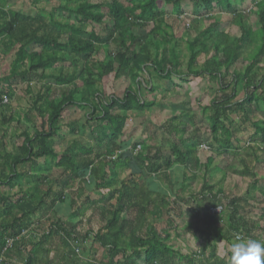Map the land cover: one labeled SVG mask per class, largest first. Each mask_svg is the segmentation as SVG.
Segmentation results:
<instances>
[{"label":"trees","instance_id":"trees-1","mask_svg":"<svg viewBox=\"0 0 264 264\" xmlns=\"http://www.w3.org/2000/svg\"><path fill=\"white\" fill-rule=\"evenodd\" d=\"M67 1L77 3L69 11L79 17V25L88 24L101 27L105 31L104 38L97 36L94 31L86 32L81 27L55 24L63 31L64 35L66 33V40L61 43L60 34H56L55 37L39 35L43 25V17H27L13 11L0 12L2 17L0 45L4 44L6 50L2 53V57L13 54L8 80L15 78L27 85L42 84L35 94L32 104L37 116L42 121L40 130L32 136L23 135L24 140L19 148V155L14 156L8 164L6 162L5 165H8L6 175L0 173V187H9L22 177L21 174L17 173L16 167L24 165L28 168L27 170H33L40 166V159L44 160L41 165H45L47 171L54 168L60 172L58 190H52L56 184L55 179L50 180V177H45L39 181L41 184L45 182L48 184L46 192L41 198H34L30 195L27 198L30 201L23 198L17 204L11 205L7 197L0 196V205L7 207L1 212V219L8 215H11L13 219L10 223L0 222V264H6L4 256L14 248L23 247L26 244L32 246L27 252L26 264H32L41 242L47 241L52 236L60 238L61 246L66 251L62 253L60 264H85L82 263L76 252L78 247L89 239L105 252L104 254L108 258L106 264H135L140 260L143 264H227L226 258L221 260L216 255L214 242L211 243L209 238L213 237L214 241L223 240L224 243L230 244L234 233L249 234L258 229L255 224H249L244 217L239 218V204L241 202L246 203V200L241 199V197L229 200L225 206L229 209L226 210L228 229L225 233L215 234L214 232L213 235L199 233L206 237L208 248L206 252L205 250H201L202 253L198 252L201 255L199 258L194 253L189 256L180 255L174 246L168 244L171 240L168 230L157 231L154 226L148 223L150 217H160L164 208H167L166 197L149 192L146 186L137 183L136 185L129 181L120 183L117 186L118 189L111 191L103 199L93 201L86 197L77 207H75L76 202L74 200H69L70 209H72L71 215L67 217L66 222L62 221L63 218H60L59 221L55 220L56 214L53 209L57 203H65L66 194L77 197L83 194L84 188L90 189L85 180L89 172L95 181L92 185L97 190L110 189L116 186V181H107L104 173L101 176L98 175L97 162L99 159L103 160L99 166L106 168L110 165L113 175L116 174L122 164L127 167L131 161L122 156L108 159L113 157L108 152H104V156L101 157L95 155L93 160L91 154L94 153V149L85 146L79 147L75 142L60 154L55 152L52 141L57 135L58 122L63 113L70 108L90 110L85 116L83 129L91 137H94L98 146L107 147L108 144L114 145L116 142L121 144L119 139L123 137L124 140L129 141L130 137L125 136V119L111 112L115 108L122 112L150 108L153 102H142L138 98L137 92L130 88L124 92L121 99L111 97L109 100L102 101L98 98L101 96L98 85L106 76L111 74H114L116 78L124 77L131 80L134 78L136 79L135 82L138 83L137 80L140 78L138 73H147L148 66L152 69L154 67V73L171 76L169 72L180 64L177 62L178 57L174 51L178 45L173 41L174 44L170 50H164L166 37L173 38V36L163 31L162 28L167 26L166 23L171 17L183 16L182 2L186 0ZM244 1L199 0L198 5L204 8L205 19L210 22V25L196 40L189 43L187 48L189 51L187 75L208 79H216L217 76L219 79L217 80L220 86L219 96H215L209 106L204 108V110L211 109L209 118L212 125L209 128V133L214 147L210 146V148L217 155L219 153L225 154L231 147L232 142L229 139L232 131L224 125V118L229 113L241 114L240 123L249 124L253 128L251 141L264 145V76L258 79L256 75L252 74L264 56V0H254L256 12L252 14V17L258 27L257 32L245 25L246 18L237 9ZM165 8H170V13L166 12ZM216 13L222 16L229 15V17L217 20L214 16ZM220 21L232 23L227 25H235L240 30L241 36L234 42L231 40L222 42L220 39L222 32L216 30V27L220 26ZM81 34L86 37H80ZM164 37L163 43H159L158 39ZM255 38L259 42L255 50L256 56L250 59L244 69L235 71L229 76L230 66L240 58L241 43L247 41L252 43ZM199 40L204 42L202 47H205V41L211 40L213 56L205 60L200 69L194 70V68H198L196 66L197 52L194 51V48L195 45L200 44ZM107 45H112L115 48L112 57L104 48ZM161 49L163 55L172 52L174 54L173 60L176 59V63H170L171 60H167V55L164 58L159 53ZM99 52H102L105 62L93 60L92 56L98 55ZM77 55L81 56L84 61L86 60L81 75L47 74V71L56 64L68 61L69 58ZM159 55H161V59ZM153 56L158 57L161 64L153 59ZM164 59L167 61L165 64L162 63ZM226 77H230V80H226ZM1 93L0 104L1 97L5 96L3 92ZM55 95H59V99ZM238 95H241V99L236 100ZM253 105L257 111L262 113L263 119L260 120L253 116ZM217 132L219 133L216 134ZM220 134L221 136H219ZM219 138H223L221 142L218 140ZM188 141L192 143L186 146L185 143ZM135 146L136 144H134ZM195 146L197 149L200 147L196 137H188L179 144H172L170 155L164 157L161 166L158 167L160 172H168L172 166L184 165V162L199 163L197 154L200 152L197 153ZM120 150V146L118 149H114V151ZM158 150L161 151L159 147ZM262 150L264 151V147ZM199 151L203 150L200 149ZM159 153H156L153 158L159 157ZM148 157L146 155V158ZM213 162V156L200 159L203 169L210 168ZM137 163L139 165L141 162ZM154 170L153 165H151L149 173H153ZM246 174L251 176L253 184L256 185L255 176L250 172H246ZM97 175L100 177L98 178ZM162 177L166 178L165 175ZM76 181L80 182V186L77 190H72V184ZM211 189L213 187L208 185L206 181L200 189V199H206L208 200L207 203L212 205L208 208L213 207L218 199L216 194H212L213 190ZM77 191L79 192L77 193ZM258 191L264 195V190L258 189ZM247 195L250 194L247 193ZM99 203L108 204L107 212L100 213L99 228L94 231L87 224V230L81 234L78 231L81 223H83L81 217ZM175 206L172 202V207ZM74 207L75 209H73ZM168 209H170L169 206ZM37 211H40L41 216L35 219L34 215ZM130 216L134 218L132 219ZM45 217L48 218V222L44 220ZM78 218L81 221L74 224L73 220ZM259 230L261 231L260 236L264 239V229L259 228ZM24 232L26 235H23ZM36 234L38 236L35 237ZM74 245L77 247L76 250L72 249ZM86 264L96 263L92 261Z\"/></svg>","mask_w":264,"mask_h":264},{"label":"rangeland","instance_id":"rangeland-1","mask_svg":"<svg viewBox=\"0 0 264 264\" xmlns=\"http://www.w3.org/2000/svg\"><path fill=\"white\" fill-rule=\"evenodd\" d=\"M182 3L183 16L171 17L166 23L167 26L162 28L163 31L173 36V38L166 37L164 50H170L174 44L173 41L178 45L177 48H174V51L176 57H178L177 62H180V64L169 72L171 76H162L156 72L154 73V67L153 70L148 66L147 73L151 78L150 89L143 88L142 84L136 83V79L134 78H132L133 80L130 79V81L126 78L118 80L114 74L106 76L102 83L98 85V90L101 93V96L98 98L102 101L109 100L111 97L120 99L123 92L130 88L134 92H137V95H140L141 100L149 103L153 102V105L150 108H145L146 110L143 109V112L138 111L135 115H132V112L127 113L119 111L117 108L113 109L111 112L115 115L127 116L125 119L130 120L128 123L132 124L131 128L136 127L138 130H142L145 133L147 132V129H150V131L147 132L149 135L140 136V143H137V141L134 143L131 141L128 142L124 140L123 137L119 139L121 144L116 142L114 145L108 144L107 147H104L103 145L98 146L95 143L94 137H91L89 133L83 129V124L86 119L85 116L90 110L85 111L84 109L70 108L63 113L61 120H59L56 131L57 135L53 138L52 142L54 143V148L58 151V154L75 142L79 147L89 146L93 148L94 153L91 154L93 160L95 155L100 157L104 156V152H108L113 157L130 156V167H133L134 169L132 168V171H134L132 172L130 169L131 172L130 175H128L124 169L117 170L116 174L113 176V180L116 181V186L112 188L114 189L121 182L130 181L133 182L134 185H136V183L144 185L149 190H154L156 194L165 196V201L170 209H168L167 206V208H164V211L161 212L160 217H150L148 223L154 226L157 231L168 230L171 236V240L168 244L174 246L176 250L179 251L178 253L180 255L189 256L191 253H194V255L199 258L201 255L198 252L202 253L201 250H205L206 252L208 249L207 245L203 244V239L199 240L204 237L199 233L207 232V234H210V230H214L213 228L209 229V231L203 229L197 223V218L199 216L202 217V213L197 211V208L206 211L209 206H212L211 203H207L208 200L200 199L199 191L202 185L206 181L208 185L213 187V189H211L213 190L212 194L218 196V199L213 206L220 205L223 207L224 212L219 216L221 219L225 215H228L226 210L229 209L225 206L229 200L236 199L237 197H241L242 199L246 193L250 194L247 195L246 203H243V206H241L240 214H243L244 217H248L249 219H254L255 214H257L255 212H260L257 209L264 208V195L258 191V189L264 190V151L262 150L264 145L253 143L251 141L253 128L249 124L240 123V119H242L241 114L229 113L224 118V125L228 127V130L232 131L229 139L230 142H232L231 147L225 152V154L219 153V155L211 150L214 147L209 133V128L212 125L209 118L211 115V109L204 110V108L205 106L208 107V104L211 102L210 100L219 94L220 86L217 81L219 79L217 76L216 79H208L187 75V61L189 58V51L187 50L188 44L193 42V40H196V38L208 28L210 22L205 19L206 15L204 8L198 5L199 0H186ZM254 4V0H245L239 7H237V9L246 18L245 25L249 26L252 31H258L255 19L252 17V14H255L256 12ZM76 5L77 3H70L67 0H0V12L6 13L13 11L27 17H43V25L41 26L42 29L39 32V35L44 34L45 36L55 37L56 34H60L61 43L65 42L66 33L64 35L63 31L55 24L81 27L82 29H85L86 32L94 31L97 36L104 38L105 31L101 27L88 24L83 26L79 25V17L75 13L69 11L70 8H74ZM165 10L170 13V8H165ZM214 16L217 20H223L229 17V15L222 16L218 13ZM1 20L2 17L0 13V23ZM223 22L224 21H220V26L216 27L217 31L222 32V35L220 36L221 41L224 42L226 40H231L234 42L241 36L240 30H238L235 25H227L232 23ZM169 27H171V29H169ZM80 37L86 36L81 34ZM164 39L165 37L160 40L158 39V42L163 43ZM200 41L201 40H199L200 44L195 45L194 48V51L197 52L196 66L198 67L194 68V70L200 69L204 61L213 56L211 40L207 42L205 41V47H202V43L204 42ZM258 43L259 42H257L256 38L252 43H248V41L241 43L242 48L240 51V58L230 66L228 73L229 76L235 71H241L244 69L245 66L248 65L250 59L256 56L255 50ZM104 48L107 49L110 57H112L111 55H114L115 48L112 45H107ZM151 50L154 52L152 48ZM161 50L159 53L162 54L163 50ZM4 51H6L4 44L0 45V94L3 92L5 95L1 97V100L4 98L7 99L6 104H0V142L2 144L0 149V173L6 175L8 165L5 164L6 162L8 164L14 156L19 155V148L22 146L24 140L23 135L32 136L35 132L40 130L42 121L37 116L32 104L33 98L36 92L41 88L42 84L32 83L27 85L26 83L21 82V80L15 78L8 80L13 54H8L5 57H2ZM165 55L168 57L167 60H171L170 63H176V59L173 60L174 54L172 52H167ZM165 55H163L164 58ZM94 57L92 56L93 60L96 59L105 62L102 52H99L98 55H94ZM159 58L161 59V55H159ZM159 58L153 56V59H156L157 62L160 63ZM166 62L165 59L162 61L163 64ZM85 63L86 60L84 61L81 56H73L72 58H69L68 61L56 64L52 69L47 71V74L56 75L61 73L64 76H70L72 74H77L79 76L84 71ZM252 74L256 75L258 79L264 76V56L261 58L257 68L252 71ZM138 76L141 78V81L146 78L145 75H141L140 73H138ZM226 80H230V77H226ZM56 96L59 99V95H55V97ZM240 96L241 95H238L236 100L241 99ZM252 107L254 111L253 116L260 120L263 119L262 113L255 109V105ZM176 124L179 125L176 126V128H172V126H175ZM172 129L176 130V132H171L170 130ZM110 130H112V128H110ZM156 131L159 132V136L162 135L164 137L171 135L172 139L175 136L176 138L172 140L174 144L175 142H178L180 137L186 139H188V137H196L198 144L201 143L206 147L205 150L201 149L203 151H199L200 147L197 149V146H195L197 153L200 152L197 154L199 156V163L192 164L190 162H184V165H174L169 169L170 172H160L158 167L161 166L162 159L169 156L171 152L168 149L169 147H166V143H160L164 148L161 149V151H157V149L154 151L155 147H152L151 150H147V147H145V141L148 137L151 138V136L156 134ZM128 132H130V127H127V129L125 128V133ZM133 132L135 134L134 129ZM218 133L219 132L216 134ZM219 136H221V134ZM222 139L223 138H219L218 140L221 142ZM187 143L190 145L192 142L188 141ZM134 144H136L135 147ZM168 145L170 146L171 144L169 143ZM113 146L115 150L120 146L121 151H114ZM138 146H140L139 149H137ZM210 146L212 148H210ZM127 148L130 149L128 150ZM158 152H160L159 157L153 158ZM118 153H120V155ZM146 155L149 157L146 158ZM207 156H213L214 162L210 168L203 169L200 159ZM43 162V159L39 160V163L43 164ZM137 162L141 163L138 165ZM102 163L103 160H98L97 162V167H99L97 168L98 175L101 176L104 173L105 179L110 180V176L112 175L110 174L111 166L109 165L106 168L99 166ZM151 165H153V168L155 169L153 173H149ZM44 169L45 167L41 165L34 168L36 171L31 172V174L45 177H49L48 175L51 173L52 175H55L53 172L55 170L54 168L49 171ZM18 170L23 173L27 169L24 165H19L17 167V171ZM27 172H30V170H27ZM246 172H250V174L255 176L256 185L253 184V179L250 175L248 176ZM87 175H89V173ZM163 175H165L166 178H163ZM24 183L25 185L32 184L30 182ZM93 183H95L94 178L90 177L89 183H86L90 189H86L82 195L77 196L80 200L75 196H68V194H66L67 198H65V203H63L65 205L60 204V216H70L71 213H69V211L71 210V207L69 200L75 199V202L77 201L75 207H77L81 204V198L87 196L85 192L90 194V198L97 200L100 197L97 193L99 190L93 187ZM11 188H13L12 190L18 189L19 185L14 183ZM78 192L79 191H77V193ZM217 192L220 193L218 194ZM189 194L191 195L189 196ZM172 202L174 206L176 204L175 207H172ZM100 205L101 206L97 207L99 208L98 211L92 214V216H89L88 220H86V225L89 224V228L92 230H97L100 226L99 212L106 207L105 205L104 207L102 203H100ZM250 213L251 215H247ZM132 216L130 217L132 218ZM223 220H225L224 223L227 222V219L224 218ZM260 224V226L264 227V219ZM224 231L226 230H224V227L221 225V229L218 228L211 232L212 234H214V232L215 234H218L223 233ZM235 234L237 233L233 234V240ZM240 235H244V233H240ZM228 244L224 243V251L227 250ZM215 247L217 253L220 254V244L215 245ZM78 248L76 254L82 260V263L86 264L94 261L96 264H104L108 260L104 254L105 252L97 245H94L90 239L85 245L82 244ZM72 249L76 250L77 247L74 245ZM60 252H66L61 246V243ZM205 252L204 255H206ZM135 264H143V262L140 260Z\"/></svg>","mask_w":264,"mask_h":264},{"label":"crops","instance_id":"crops-1","mask_svg":"<svg viewBox=\"0 0 264 264\" xmlns=\"http://www.w3.org/2000/svg\"><path fill=\"white\" fill-rule=\"evenodd\" d=\"M144 72H142L141 73V75L143 74ZM143 75H145L146 76V78H144V80H140V78H139V80H137V82L138 83H140V84H142V87L143 88H146V89H150V75L149 74H147V73H144ZM149 76V77H148ZM124 77H119L118 78V80L119 79H123ZM126 79H128V78H126ZM129 81H130V79H129ZM153 84V83H152ZM129 89V88H128ZM126 91V90H125ZM124 91V92H125ZM137 91H138V89H137ZM124 92H123V94H124ZM139 92V91H138ZM37 93V92H36ZM220 94V93H219ZM219 94H217V96H219ZM138 96V98L141 100V97H140V95H137ZM121 98H122V96H121ZM120 98V99H121ZM214 98V97H213ZM212 98V99H213ZM117 99H119V98H117ZM211 99V100H212ZM210 100V101H211ZM142 102H145V101H143V100H141ZM145 103H149V102H145ZM209 105V104H208ZM207 105V106H208ZM154 106H155V104H154ZM206 107V106H205ZM143 109H141V110H131V111H128L127 113H131L132 112V115H135V113L136 112H138V111H142ZM144 110H146L145 108H144ZM143 110V111H144ZM142 111V112H143ZM141 112V113H142ZM121 116V115H120ZM121 117H123L124 119L127 117V116H121ZM132 120V119H131ZM128 121H130L129 119L127 120V119H125V121H124V125H125V127L124 128H126L127 129V127L129 128L130 127V132H128V133H126L125 135H128L130 138H129V141H131L132 143H134V142H136L137 141V143H140L141 142V140H140V136H146L148 133V131H150V129H147V132L145 133L144 131H142V130H138V128H136V127H132L131 128V126H132V124H130V123H128ZM128 124V125H127ZM84 125V124H83ZM179 124H176L175 126H172V128H176V126H178ZM182 125V124H181ZM132 129V130H131ZM133 129L135 130V134H134V132H133ZM139 129H141V128H139ZM171 132H176V130H174V129H172V130H170ZM127 132V131H126ZM107 133H109L108 131H107ZM143 133H145V134H143ZM172 133V134H173ZM149 135V134H148ZM176 137L174 136V138L172 139V137H171V135L169 136V135H167V136H162V135H160L159 136V132H157L156 131V134H154L153 136H151V138L150 137H148L147 139H146V141H145V143H146V146L145 147H147V150H151L152 149V147H155V150L154 151H156V149L159 147H161L160 149H164L163 147H162V144H160V143H166V147L170 150V147L172 146V144H174V142L172 141V140H174ZM182 140H185V138H182V137H180V139L178 140V142H175V144H179ZM196 140V139H195ZM128 141V142H129ZM171 144L170 146L168 145V144ZM185 145L186 146H188L189 144L188 143H185ZM1 146H2V144H1V142H0V149H1ZM199 146L201 147V146H203L201 143L199 144ZM128 147H130V146H128ZM204 147V146H203ZM88 148H91V147H89L88 146ZM199 148V147H198ZM128 150L130 149V148H127ZM200 149H203V148H200ZM203 150H205V149H203ZM54 151L55 152H57L58 153V151H56V149L54 148ZM121 151V150H120ZM120 151H118V152H120ZM119 155H120V153H118ZM126 157V156H125ZM128 158V161H130L131 160V157L130 156H128L127 157ZM99 160H101V159H99ZM40 164V166H41V163H39ZM0 165H1V163H0ZM130 165H131V161H130V163H129V165H127V167L124 165V164H122L121 165V167H119L118 168V170L119 169H124V170H126V173H128V175H130V172L132 171V168L133 167H130ZM42 166H44L45 167V165H42ZM173 167V166H172ZM171 167V168H172ZM170 168V169H171ZM26 169H28V168H26ZM130 169H131V171H130ZM134 169V168H133ZM44 170H46V168L44 169ZM16 171H17V167H16ZM36 170H30V172H27V170L25 171V172H19V170L17 171V173H19V174H21L22 175V177L20 178V179H18L17 181H15V182H13L9 187H0V196H4V197H7L8 199H9V203L11 204V205H14V204H17L18 203V201L19 200H23V198L24 199H26V200H28V201H30V199H27L28 197H30V195H32L34 198H41L43 195H44V193L46 192V189H47V186H48V184H47V182H45V183H39V181H42V178H45V176H38V175H33V174H31V172H35ZM134 171V170H133ZM132 171V172H133ZM54 172V174L55 175H52V173L50 174V175H48L50 178H51V180L52 179H55L56 180V184H55V187H53L52 188V190L53 191H55V190H58V186H59V183H60V179H59V175H60V172L58 171V170H54L53 171ZM168 172H170V171H168ZM110 174H112V169H111V173ZM88 176H90V177H92L91 176V174H90V172H89V175H87L86 177H85V180L87 179V177ZM113 174L110 176L111 178H110V180H113ZM89 177V178H90ZM108 181V180H107ZM24 182H30V183H32V184H30V185H25V183ZM125 182V181H124ZM128 182V181H127ZM130 182V181H129ZM14 183H16L17 185H19V188L18 189H14V190H12L13 188H11L12 187V185L14 184ZM121 183H123V182H121ZM90 185V184H89ZM72 190H77V188L80 186V182H78V181H76L74 184H72ZM82 187H84V186H82ZM119 188V187H118ZM117 187L116 188H112V189H103V190H99L97 193H98V195L100 196L97 200H95V199H93V198H90V194H88L87 192H85V194H87V196H83L82 198H81V203H82V201L86 198V197H89L90 198V200H93V201H98V200H100L101 198L103 199V197H106V196H108L109 195V193L112 191H114V190H116V189H118ZM87 189V188H86ZM85 188L83 189V192L86 190ZM148 191L149 192H154V193H156L154 190H149L148 189ZM66 193H68V192H66ZM65 193V194H66ZM199 194H200V191H199ZM168 195V194H167ZM191 194H189V196H190ZM162 196V195H161ZM255 196H257V195H255ZM13 197V198H12ZM76 198H78V200H80L79 199V197H76ZM154 198V197H153ZM243 198L245 199V200H247V193L243 196ZM74 201H75V199H73ZM76 203H77V201H76ZM85 203V202H84ZM250 203V202H249ZM62 205H65V204H62ZM105 208L103 209V210H101L99 213H103V212H107V210H108V204H102ZM99 206H101L100 205V203L98 204V205H96V207H94V209H91V210H89L88 212H86L82 217H81V220H82V222L83 223H81V226H80V228H79V232L82 234V233H84L87 229V226H86V224H85V221L86 220H88V218H89V216H92V214H94V213H96L97 211H98V209L99 208H97V207H99ZM239 206H240V208H242L241 206H243V203L241 202V204H239ZM195 207H196V205H195ZM6 206H4V205H0V222L1 221H5V223H10L13 219H12V216L11 215H8L7 217H5L4 219H1L2 218V215H1V212H3L4 210H6ZM75 209V208H74ZM198 210L197 211H199L200 213H202V217L201 216H199L198 218H197V223L201 226V228H203V229H207L208 231H209V229H211V228H213L214 230H210V235H213L212 234V232L211 231H215L216 229H221V225L224 227V230H227L228 229V226H227V222L226 223H224V221L225 220H223L224 218L225 219H228V218H226V215L221 219V218H219V216L216 218V217H211V216H209L208 215V212H207V210L205 211L204 209H199V208H197ZM258 211H260L259 213L258 212H255V213H257V214H255V217H254V219L253 218H248V217H244V215L242 214H239L238 213V216H239V218H241V217H244L245 219H246V221L249 223V224H252V225H254L255 224V227H257L258 229L259 228H261L262 229V227L263 226H260L261 224V221L264 219V208H258L257 209ZM53 211L55 212V214H56V218H55V220L57 221H59L60 220V218L62 219V221L63 222H66V220H67V217L66 216H60V204L59 203H57L56 205H55V207H54V209H53ZM254 211H256V210H254ZM70 212H72V209L69 211V213ZM17 214V213H16ZM196 214V213H195ZM226 214V213H225ZM18 215V214H17ZM67 215V214H66ZM247 215H251V213L250 214H247ZM41 216V213H40V211L38 212H36L35 213V215H34V218L36 219V218H39ZM257 218V219H256ZM256 219V220H255ZM44 220H46L47 222H48V218L47 217H45L44 218ZM43 220V221H44ZM80 220V218H78L77 220H74V224H76L78 221H81ZM76 221V222H75ZM254 221V222H253ZM99 222H100V215H99ZM51 223V222H50ZM258 229H256L255 231H251V233H249V234H244V237H246V238H253V239H259V240H264L261 236H260V231L258 230ZM263 229H264V227H263ZM94 231H96V230H94ZM257 231H258V234H257ZM225 232V231H224ZM207 233V232H206ZM203 239V244H206V242H207V240H206V237H202V238H200L199 240H202ZM209 241L211 242V243H213L214 242V244L215 245H218L219 243L218 242H223L224 243V241L223 240H220V241H214V239H213V237H210L209 238ZM225 244H227V243H225ZM84 245H85V243H84ZM32 248V246L30 245V244H26L25 246H23V247H19V248H14L9 254H7V255H5L4 256V259H5V261H6V264H26L27 262V252H29L30 251V249ZM78 252V251H77ZM216 255L218 256V257H220V254H218L217 253V251H216ZM61 256H62V253L60 252V238L58 237V236H52L51 238H49L47 241L46 240H44V241H42L41 242V245L39 246V249H38V251H37V253H36V256H35V259L33 260V262H32V264H60V258H61ZM226 261H227V257H226V259H225Z\"/></svg>","mask_w":264,"mask_h":264},{"label":"clouds","instance_id":"clouds-1","mask_svg":"<svg viewBox=\"0 0 264 264\" xmlns=\"http://www.w3.org/2000/svg\"><path fill=\"white\" fill-rule=\"evenodd\" d=\"M218 243L221 247L220 259L224 260L227 257V264H264V240L238 235L227 245L226 251L223 250L224 243Z\"/></svg>","mask_w":264,"mask_h":264},{"label":"built area","instance_id":"built-area-1","mask_svg":"<svg viewBox=\"0 0 264 264\" xmlns=\"http://www.w3.org/2000/svg\"><path fill=\"white\" fill-rule=\"evenodd\" d=\"M7 99H3L2 100V102H1V104H6V101ZM140 148V146H138L137 147V149H139ZM200 148H203V149H206V147H203V146H201ZM115 157H112V158H108V159H114ZM86 183H89V176L87 177V179H86ZM207 212H208V215L209 216H211V217H218V216H220L222 213H223V208H222V206H213V207H210V208H208V210H207ZM47 233V232H46ZM23 235H26V232H24L23 233ZM242 236V237H244V235H240V234H235L234 235V239H235V237L236 236ZM35 237L36 236H38L37 234L36 235H34ZM10 243V242H9Z\"/></svg>","mask_w":264,"mask_h":264}]
</instances>
